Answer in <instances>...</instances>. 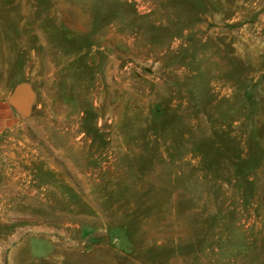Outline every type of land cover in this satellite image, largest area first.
<instances>
[{
	"label": "rangeland",
	"instance_id": "obj_1",
	"mask_svg": "<svg viewBox=\"0 0 264 264\" xmlns=\"http://www.w3.org/2000/svg\"><path fill=\"white\" fill-rule=\"evenodd\" d=\"M0 264H264V0H0Z\"/></svg>",
	"mask_w": 264,
	"mask_h": 264
},
{
	"label": "water",
	"instance_id": "obj_2",
	"mask_svg": "<svg viewBox=\"0 0 264 264\" xmlns=\"http://www.w3.org/2000/svg\"><path fill=\"white\" fill-rule=\"evenodd\" d=\"M11 106L23 116H28L33 103V92L27 85L17 86L9 98Z\"/></svg>",
	"mask_w": 264,
	"mask_h": 264
}]
</instances>
